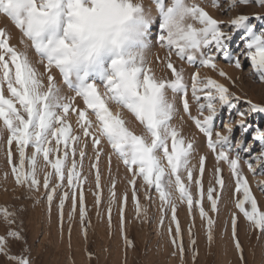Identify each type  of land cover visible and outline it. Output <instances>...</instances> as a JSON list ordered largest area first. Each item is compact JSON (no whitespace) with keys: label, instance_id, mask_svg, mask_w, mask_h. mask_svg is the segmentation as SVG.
<instances>
[{"label":"snow or ice","instance_id":"obj_1","mask_svg":"<svg viewBox=\"0 0 264 264\" xmlns=\"http://www.w3.org/2000/svg\"><path fill=\"white\" fill-rule=\"evenodd\" d=\"M253 3L264 8V0H228L224 10ZM154 5L158 15L156 45L165 51L163 56L157 54L155 60L167 75L158 76L148 58L153 46L149 36L154 14L143 0H0V15L19 30L23 45H13L7 29L0 27V141L6 132V159L16 184L27 186L29 192L39 191L38 173L43 171L49 208L59 196L62 225L64 207L70 198L69 219L78 205L86 234L83 184L87 177L83 176V163L85 159L91 161L95 203L99 208L103 203L100 162L107 143L131 175L128 184L138 218L147 212L139 200L138 179L143 181L146 198L151 199L149 189L159 194L162 213L166 214L171 207L175 230L173 233L169 225V233L183 256V233L173 190L179 192V199L186 202L190 214L198 207L211 241L215 220L205 210L203 201L206 198L210 211L218 214L225 188L221 164L226 163L235 178L234 194H239L234 197L235 208L264 234V211L259 210L241 169L240 155L248 154L246 163L253 175H264V128L254 127L248 119L252 114L264 113V101L254 102L233 92L229 85L235 87L237 78L218 63L223 59L242 69L243 61H247L257 81L264 84V27L258 29L252 22L253 18L264 20V13H255L253 17L238 12L221 21L196 0H154ZM213 7H220L219 0H213ZM238 34L237 43L242 46L234 48ZM32 50L38 59L30 55ZM173 57L196 70L186 78L185 68ZM201 69L218 74L227 83L211 74H202ZM189 94L197 115L192 114ZM181 110L203 134L207 148L215 155V182L207 189L203 181L207 156H199L197 172L191 164L194 141L187 139L173 123ZM225 111L224 130H216V120ZM126 112L138 122V129L126 119ZM236 129L240 130L239 137ZM257 143L260 151L253 155ZM89 147L92 157L88 156ZM108 160L110 171L111 154ZM253 160L257 162L255 167ZM110 179L109 223L112 205L117 200L116 180ZM258 185L264 191V181H258ZM127 200L125 191L119 208L122 231ZM0 214L9 225L15 223V213L7 207H0ZM163 221L164 215L161 226ZM231 228L235 247L243 259L237 212L231 213ZM189 233L194 236L191 227ZM8 236L19 239L20 233L10 229ZM192 245L195 259L194 238ZM0 254L16 264H30L23 255H8L5 236H0Z\"/></svg>","mask_w":264,"mask_h":264},{"label":"rangeland","instance_id":"obj_2","mask_svg":"<svg viewBox=\"0 0 264 264\" xmlns=\"http://www.w3.org/2000/svg\"><path fill=\"white\" fill-rule=\"evenodd\" d=\"M190 2V0H189ZM206 11L214 18L227 21L238 12L249 15L255 13H264V8L258 4L248 6L240 5L232 11H225L228 0H219L220 7H213V0H196ZM145 7L153 12L154 23L150 27L149 43L153 45L148 53V58L153 62V68L156 74L167 75L161 71V66L156 62L157 54L163 56L164 50L156 45V36L158 34V15L155 14L154 0H143ZM165 3H171V0H165ZM154 10H152V9ZM252 22L257 28L264 27V20L253 18ZM0 27L6 28L10 35V42L17 47H23L20 43L21 33L15 28L13 23L6 17L0 15ZM239 34L236 36L233 47L238 46ZM30 55L35 57L34 50ZM151 55V56H150ZM38 59V57H35ZM176 63L185 68L186 78L196 69L181 62L173 57ZM220 67L224 68L230 75L237 78L235 87H231L242 97L252 99L254 102L264 101V84L259 83L255 78L251 66L247 61H243L244 67L236 69L233 65L223 59H219ZM202 74H211L221 82L227 83L216 73H210L207 69H201ZM58 81L62 84L58 73ZM67 91V90H66ZM72 94V93H69ZM192 114L197 115L196 106L191 101ZM240 107H245L243 100ZM126 119L133 122V126L139 128L138 122L129 113H125ZM183 117V119H181ZM227 118L225 111L221 117L216 120V130L223 131L222 121ZM238 119V117H236ZM254 127L264 128V113L252 114L249 118ZM75 126V117H72ZM187 139L194 141L195 151L191 158V164L196 166L198 172L199 156H207L206 171L203 181L207 189L210 183L214 184V165L216 164L215 155L207 148L206 139L202 133L195 127L194 123L188 118L182 110L173 121ZM2 126V125H0ZM233 126L235 123L233 121ZM236 136L239 137L240 130L236 129ZM6 135L3 141H0V207H7L10 212L15 213V223L9 225L0 214V236L6 238V249L8 255H23L27 257L30 264H264V234L254 228L246 220L242 213L235 208L234 188L235 178L226 163H222L225 188L222 191V198L219 201V212L210 211V204L205 198L203 201L205 210L213 217L212 240L207 237L206 222L202 220L198 207H194L191 214L186 202L179 199V192L173 190V196L176 201L177 217L182 229V243L184 254L172 243V235L169 233V225L172 226L173 233L175 224L171 220L172 212L169 206L166 214L161 212V201L159 194L149 189L151 199L146 198L145 190L141 185L143 181L137 180V187L140 188L139 200L147 210L146 215L137 216L135 203L132 199V188L128 184L131 175L126 167L111 153L110 146L105 143V155L102 156L100 167L102 169L103 203L97 207L95 203V180L94 171L90 168L91 161L85 159L83 163V176L87 181L83 184V191L87 205V228L85 234L84 225L80 221L79 206L74 215L69 219V213L72 212V203L69 198L64 207L63 223L58 211L59 196L49 208L48 201L44 196L43 171L38 173L41 180L39 191L29 192L27 186H18L11 173V167L7 164L6 153ZM251 137H249V140ZM31 148L27 149L30 154ZM260 151V145H255V152ZM13 152L16 153V146L13 145ZM111 154V166L109 171L108 156ZM91 147L88 149V156L92 157ZM235 155V153H232ZM241 169L249 182L253 195L258 201L259 210L264 211V191L258 185V181H264V175L259 172L253 175L248 170L246 161L248 154L241 152ZM18 161V153L15 155ZM255 167L257 162L252 161ZM43 166V161H40ZM7 173V176L5 174ZM116 180V203L112 205V219L109 223L108 207L111 190V179ZM55 182V178L53 180ZM127 191L128 200L125 210L126 223L123 231L120 225V198ZM237 212L238 215V239L243 248V259L235 247V241L232 236L231 213ZM164 215L163 225L161 226V216ZM194 234L190 235L189 228ZM71 228V230H70ZM12 229L20 233V238L8 236V231ZM195 239V259L192 239ZM223 239V240H222ZM127 240V242H126ZM225 240V241H224ZM175 253V255H173ZM0 264H16L15 261L8 259L5 254H0Z\"/></svg>","mask_w":264,"mask_h":264},{"label":"bare ground","instance_id":"obj_3","mask_svg":"<svg viewBox=\"0 0 264 264\" xmlns=\"http://www.w3.org/2000/svg\"><path fill=\"white\" fill-rule=\"evenodd\" d=\"M152 9V8H151ZM152 10H154V9H152ZM151 56V55H150ZM223 240V239H222ZM225 241V240H224Z\"/></svg>","mask_w":264,"mask_h":264}]
</instances>
